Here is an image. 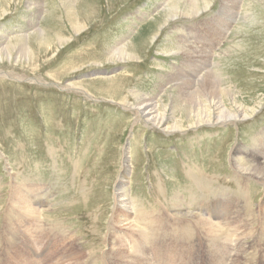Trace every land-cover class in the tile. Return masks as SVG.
Listing matches in <instances>:
<instances>
[{
	"label": "rangeland",
	"instance_id": "1",
	"mask_svg": "<svg viewBox=\"0 0 264 264\" xmlns=\"http://www.w3.org/2000/svg\"><path fill=\"white\" fill-rule=\"evenodd\" d=\"M168 1L0 0V52L16 45L0 61V264H102L103 254L114 263L109 232L146 264H161L154 245L163 243L174 264H264V184L236 167H249L264 144V0H208L169 20L134 56L120 54L121 45L137 47L138 35L157 33ZM206 73L255 106L251 115L175 131L137 118L131 104L152 97L160 114L189 125L197 118L184 110L198 103L177 87L193 83L205 94ZM128 146L123 188L145 237L115 231L112 219ZM19 197L40 213L22 210ZM156 216H167L164 226ZM201 219L228 227L221 259Z\"/></svg>",
	"mask_w": 264,
	"mask_h": 264
},
{
	"label": "bare ground",
	"instance_id": "2",
	"mask_svg": "<svg viewBox=\"0 0 264 264\" xmlns=\"http://www.w3.org/2000/svg\"><path fill=\"white\" fill-rule=\"evenodd\" d=\"M207 3H208V0H185L184 1L185 6H181L180 0L168 1L166 8L163 10V12L160 15V17H162V20L160 21V17L157 19L155 18V20H156L155 22H159L158 23L159 30L157 31V33H155V34L149 33L147 35H142V34L138 35L135 42H134L135 44H137L136 45L137 47H135L133 44L130 49H127L126 46L121 45V46H119L120 47L118 50L119 53L120 54H127V56H130V57L134 56L137 52L138 47L145 46V44L150 40L154 41L155 37L158 35L161 28L165 27L163 25H165L167 22H170L169 20H171L172 18H175L178 15H180V16L181 15H183V16L194 15V14L198 13V11L200 10V7H202V5H206ZM37 8H39L38 13H40V11H41L40 6H37ZM181 9H183V11L179 12ZM260 17H261V15H260ZM45 35H46V32L44 31V29L38 28L35 31L34 36L37 39H40V38H43ZM24 38H26V36L25 37L24 36L18 37L17 38L18 44H20V48L22 49V51H25V53H28L30 51V46L27 43H29V42H28V40L26 41ZM59 38H62V37H59ZM63 41H64V38H63ZM11 46L12 45L10 44L8 47H6L4 49V51L0 52V61H3L5 58L6 59H12V57H13L12 51H13V48L16 47V45H14L13 48ZM189 48L185 47L183 52H188L190 55H192L191 53H193V52L190 51ZM130 50H132V51H130ZM200 53H201V51H200ZM206 67H207L206 65H203V67L200 66L197 70L195 69L196 75L198 76V74L201 72V70H204ZM205 72H206V70H205ZM124 78L125 77H123V76L120 78L118 77L117 80L121 79V81H123ZM201 79H202V81L204 80L203 84L206 86L207 92L205 94H202V89L196 88V90H195L193 83H186V85H180L178 87L176 86L179 89V91H178L179 95L178 96H180L181 98L185 97L186 95L192 96V98L195 101L197 100L196 102L198 103V107L193 108L192 107L193 105L187 106L184 110V114L188 118L191 117V114L193 112L195 113V118H197L194 120L191 119L189 121L190 124L187 126H185V124L182 121L177 122L176 120H174L173 122H171L170 118H168V117L166 118L165 115L160 114V112L158 111L159 103H156V101L154 102V99L152 97H146V100L137 99V105L131 104V106L135 109V113L137 114V118H139V120L140 119L143 120L148 125H152V126L159 127V128H164L166 131L183 130L186 128L188 129V127H193L195 125H200L203 123H224V124L235 123V122H238L242 119L248 118L251 115V113L254 111L255 106L245 105L244 100L242 97L240 98V95H237L235 93V95L232 96V93L234 94V91L229 87V85L226 84L227 81L225 78L221 77L220 75H218L214 78V75L206 73ZM189 80H191V79H189ZM71 86L75 87L73 85H71ZM76 88L82 89L86 92L90 91L89 89L80 88V86H77ZM90 93H93V92H90ZM198 95H200V96L198 97ZM207 95L210 96V97L208 96L209 98L213 97L214 99L212 98L210 100H206ZM108 96L111 97L110 95H108ZM178 96H176L173 100L175 101L177 98H179ZM230 97L232 98L231 99L232 104H234L235 106L232 105V107H231V106L227 105L228 103L226 100ZM193 99L190 102H193ZM112 100H114V99H112ZM206 101H210L211 105H214V109H216L217 111L216 112L215 111H209L210 109H209ZM120 103H127V99H125V102H120ZM262 141H264V139ZM126 151H127V154H126V157L124 158V163L122 166L123 167L122 173L119 175V180L117 182V187H116V190L114 193V196H115L114 199H115L116 204L114 207L115 209L113 212L112 219H115V225H117L116 226L117 229L115 231L125 232L126 235H129L130 233H132V234L140 233L141 234V232L137 228L136 224L135 223L133 224V221L131 218V211H130V207H129L130 205L128 206L129 201H128V198H126V193L124 191L125 189L123 188L127 182V180H126L128 178L127 176L130 173V170H129L130 164L128 162L130 160L129 146L126 148ZM254 156L255 157L251 159V163H250L249 167L246 168L245 165L241 164V165L236 166L237 170H238L239 174L244 173L248 176V178L256 179L258 182L264 184V144L263 143L260 146L258 145L257 148H255ZM235 162L237 164L239 161L235 160ZM14 199H16V198H14ZM1 200H3V199H1ZM18 202H22V203H20V204H22V207H23L22 210H24L26 212H30L31 214L36 213V212L40 213L38 210L39 205H35V203H33L32 206H34V207H32V209L29 210V209H27L29 207L28 205L31 203L29 200L26 201L25 199L20 198L18 200ZM30 206H31V204H30ZM36 206H38V207H36ZM177 210H179L178 207H177ZM263 214H264V212H263ZM211 216H214V215H211ZM156 217H157V220H159L158 222L160 223L159 225L161 227L164 226L165 225L164 223L168 220L167 216H166V218H159V216H156ZM152 218H154V217H152ZM153 220H155V219H153ZM183 221H189V219L185 218V219H183ZM201 221L208 228V232L206 235L207 239H209V240L214 239L213 242H216V243H214L213 246L220 249L217 252V258L221 259L223 256H225L224 253H221L222 252L221 250L226 245V242H225L226 237H224V236H228V231H227V229H225L228 227L227 226L221 227L220 225H218L219 224L218 220L213 222V221H210L208 219L207 220L201 219ZM113 222H114V220H113ZM249 234H250V231L248 233L243 234V235H236V236H237V239L242 240L244 238L249 237ZM107 235H106V240L108 241V244L111 246L110 248H112V247L117 248V250L119 252H117L116 256H114V263H112V261L109 262L112 258L108 261L106 254L101 255L102 260L104 261V262L101 261L102 264H116V263L117 264H146L143 262L142 258L139 257L140 254H139V252H137V250L129 249V251H125L124 236H120L116 232L115 233L109 232V233H107ZM141 236L145 237L142 234H141ZM222 244H224V245L221 246ZM112 251H113V249H112ZM77 253L79 254V252L76 251V254ZM118 253L119 254L121 253L119 257L117 256ZM112 255H115V253H112ZM247 258H248V256H247ZM21 259H23V257ZM104 259H107V260H104ZM236 259H238V257ZM1 260L6 262L8 259H6V260L1 259ZM6 263L12 264L13 261L10 260V261H7ZM2 264H4V263H2ZM248 264H250V263H248Z\"/></svg>",
	"mask_w": 264,
	"mask_h": 264
}]
</instances>
